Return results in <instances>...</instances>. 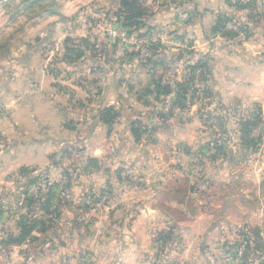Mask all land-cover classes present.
<instances>
[{
	"label": "crops",
	"instance_id": "1",
	"mask_svg": "<svg viewBox=\"0 0 264 264\" xmlns=\"http://www.w3.org/2000/svg\"><path fill=\"white\" fill-rule=\"evenodd\" d=\"M254 1L251 8L240 7L242 3L236 8L229 1L196 0L203 19L186 33L197 43L198 58L211 59L204 61L210 68L207 82L226 109L234 105L260 111L262 123L254 134L263 140L262 153L253 156L249 149L248 161L254 159L240 169L233 159L238 152L223 163L216 147L229 138L224 134L227 126L233 127L232 119L212 138L195 105L184 109L182 123L172 116L159 120V107L147 97L153 74L141 61H128L136 66L134 76L127 77L133 85L128 82L127 90L110 101L102 96L104 89L90 87L94 66L76 81L77 67L91 61H63L75 66L67 77L38 61L40 81L33 61H4L14 66V73L6 83L0 77V264H245L238 255L240 260L225 259L232 252L224 243L240 239V229L258 228L264 235V0ZM221 12L230 15L239 31L233 38L212 40L202 22L214 25ZM24 78L34 90L26 93V109L19 105L25 92L16 87ZM47 78L50 89L41 90ZM34 92L40 94L36 100ZM110 107L118 112L113 124L102 119ZM138 119L142 138L129 132ZM238 131L236 136L241 127ZM78 146L85 155L82 168L70 160ZM37 147H44L39 158L34 156ZM192 160L195 173L185 166ZM126 165L133 168L130 182L116 171ZM29 168L44 171L39 173L44 182L40 190L28 185ZM107 188L118 193L114 200L97 208L82 204L85 195L105 194ZM42 197L48 199L38 206ZM38 211L43 215L36 222ZM160 234L168 236L166 242ZM173 240L176 247H171Z\"/></svg>",
	"mask_w": 264,
	"mask_h": 264
},
{
	"label": "rangeland",
	"instance_id": "2",
	"mask_svg": "<svg viewBox=\"0 0 264 264\" xmlns=\"http://www.w3.org/2000/svg\"><path fill=\"white\" fill-rule=\"evenodd\" d=\"M32 1L0 0V77L3 78V83H6L7 77L14 73V66L6 64L7 62L4 61H33L34 67H38L39 74L36 76L38 81L42 79L41 67L38 61H46L47 69L57 76L67 77L73 73L74 70L72 69L75 66L74 68L65 66L63 61H66L67 47H74L83 49L87 53L86 57L76 59L75 62L91 61L93 63L89 66L82 64L77 67V73L74 74L76 81L84 80L81 77H87L92 66H94L96 69L95 74H89V79H93L90 87L97 88L94 89L96 92L99 88L104 89L106 94L102 96L110 101L112 100L110 96H114L119 91L125 92L127 90L128 82L133 85L132 80L127 77L134 76L136 66L133 67L128 61H141L143 64L148 65L149 72L147 70V74H153L151 83L147 88L148 90L153 89V93H148L147 97L153 100L152 103L156 110L159 107L158 113L162 116L159 117V120L166 121L172 116L177 122L182 123L184 109L195 105L202 112V118L206 122L204 131L210 136L215 135L216 132L219 133L226 126L228 120L232 119L231 125L233 127L229 128L227 126L229 129L228 134H224L228 135L229 138L220 135L221 139L226 137V146L229 147L222 150L220 157H218L222 159L223 163L228 161L227 159L232 156L234 151L238 152L235 153L233 159L235 167L239 169L246 167L254 159L249 157L250 161H248V156L251 154H249V149L254 150L253 156L261 155L262 150L260 148L262 145H259V143L263 140L260 138L258 141L254 131L257 127H260L262 119L252 130L250 143L241 139L242 135L236 136L237 132L235 131H238V129L240 131L241 121L250 117L252 111L246 110L243 106L236 107L234 105H231L230 109L227 110L228 107L220 101V98L215 97L216 94L212 92L211 84L207 82L210 77V68L208 66L201 67L202 64L206 63L204 61L209 62L211 59L206 56L198 58L199 55L195 51L197 43H194V40H188L186 36V33H188L187 28L198 22V18L202 16L196 0H130L131 4L137 8L136 10L142 14L139 21H142L143 24L138 28L133 25L130 26L127 22L125 18L127 16L122 13L123 8H125L122 5V0H41L31 3ZM226 1H229L236 8L238 3L248 6H245V8H251L255 2L252 0H218L219 3L223 4ZM260 2L257 0V3ZM202 26L210 28L208 38L212 40L215 38L220 39L219 37L222 35L233 38L237 35L235 33L239 31L238 24L231 19L230 15L224 14V12L219 14L214 25L210 26L207 22H202ZM133 54L135 55L133 56ZM149 55L154 59H148ZM118 61H123V63L119 64ZM203 77L204 79H202ZM94 79L101 81L94 82ZM26 81L24 78L16 84L19 93L23 94L25 92L26 95L23 101L19 103L22 109H26L28 106L26 101L30 94L26 93L34 91L32 89L33 82ZM155 82H161L163 85L170 84L173 89L171 92L157 93ZM47 84L48 78L45 79V85L41 90L50 89V85L47 86ZM185 85L188 87V90H186L188 98L182 99L178 97V93H184L181 88ZM139 87L135 85V88ZM154 93H156V98L153 97ZM39 95L34 92L32 97L36 100ZM101 98L97 97V99ZM2 100L0 99V101ZM178 100L182 105L178 103ZM126 101H130V99ZM0 105H3V103L0 102ZM211 106H213L211 110H208ZM2 110L3 108H0V112ZM115 112L118 113L116 110ZM146 115H149V113ZM117 117L114 118L112 124ZM185 117L187 118V116ZM136 121L140 120L134 122ZM133 128L132 126L131 131L129 130L131 136L135 138L144 136L143 125L137 126L139 128L138 136H136V130H133ZM115 141H118V138ZM43 148H36L34 152L36 158L42 156ZM74 151L78 153L70 160H75L76 165L82 168L85 164L83 160L85 155H82L80 146ZM195 165L194 160L185 164L187 169L192 167L190 172L193 173L197 172ZM92 168L96 170L94 167ZM26 170L31 175L28 185H33V188L38 190L44 183L41 181L42 178H39V173L44 171L37 172L39 170L36 168ZM116 171L124 181L134 180L132 166H118ZM49 183L53 185L56 182ZM56 185L58 184L56 183ZM62 189L64 190V184H62ZM105 192V194L98 192L99 194L85 195L82 197V204L85 206L86 199L90 197L96 201L98 206H101L104 202L114 200L116 194H118L108 188ZM34 196L36 195L34 194ZM47 199L46 197L37 199L38 206L40 204L42 206ZM28 202L34 203L33 200ZM98 206L90 207L97 208ZM35 215L36 222H39L43 214L38 211ZM239 231L242 233L239 236L240 239L224 243L229 252H232L225 259L234 261V259H239L237 257H241L245 264L249 262L260 264V261L264 259V257L261 259L264 255V241L259 238L263 235L262 232L253 227L246 230L240 229ZM246 233L250 235L246 237ZM174 234L177 237L175 231ZM170 243L171 247H176V240ZM233 264H236V261Z\"/></svg>",
	"mask_w": 264,
	"mask_h": 264
},
{
	"label": "trees",
	"instance_id": "3",
	"mask_svg": "<svg viewBox=\"0 0 264 264\" xmlns=\"http://www.w3.org/2000/svg\"><path fill=\"white\" fill-rule=\"evenodd\" d=\"M254 1V0H252ZM122 5L125 7L123 8L124 10L122 11V13H125V17L127 22L130 24V26H136L137 28L140 27V25H142V21H139V18L141 17V12L140 11H137L132 4L130 2V0H122ZM241 6H243L245 8L248 7L247 5H244L242 4ZM87 55L86 51L83 50V49H77V48H74V47H67V52H66V61L67 62H73L75 61L76 59H79V58H82V57H85ZM135 54H133L134 56ZM148 59L150 60H153L154 58L149 55ZM151 62V61H149ZM205 66V64H202L201 67ZM156 85V92L159 93V92H171L172 91V85L168 84V85H163L161 82H155ZM151 92L153 91V89H150ZM181 90L184 91V93H178V97L182 98V99H185V98H188L186 95H187V91L188 90V87L185 85V87H182ZM178 103L181 104L180 100H178ZM182 105V104H181ZM260 111H256L254 110L251 114H250V117L246 118L245 120H242L241 121V135H242V139L248 143L251 142V133H252V130L256 127V125L259 123L260 119H261V115L259 113ZM118 116V113L115 112V110L110 107V108H107L105 109V111L102 113V119L107 122V123H112L114 118H116ZM141 125L140 121H137V122H134L133 123V130H136V136H138L139 134V128H137V126ZM216 147L217 149L219 150V152H221L222 150L224 149H227V146H226V141H218L217 144H216ZM52 186H48V194L49 195H52L51 190ZM26 229L31 230L32 229V226H26ZM250 234L249 233H246V237H248ZM168 236H171V233L168 235ZM167 235L165 234H160L159 235V239H164L165 241L167 240L166 237H168ZM164 241V242H165ZM257 241V240H256ZM255 241V242H256ZM258 243V242H256ZM257 247H259L257 245ZM261 264H264V260L261 262Z\"/></svg>",
	"mask_w": 264,
	"mask_h": 264
},
{
	"label": "built area",
	"instance_id": "4",
	"mask_svg": "<svg viewBox=\"0 0 264 264\" xmlns=\"http://www.w3.org/2000/svg\"><path fill=\"white\" fill-rule=\"evenodd\" d=\"M86 205L92 206V207L98 206L96 201L94 199L90 198V197L88 199H86Z\"/></svg>",
	"mask_w": 264,
	"mask_h": 264
}]
</instances>
